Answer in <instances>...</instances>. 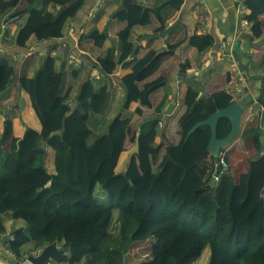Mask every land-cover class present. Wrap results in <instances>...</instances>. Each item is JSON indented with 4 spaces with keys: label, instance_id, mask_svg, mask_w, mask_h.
Masks as SVG:
<instances>
[{
    "label": "trees",
    "instance_id": "1",
    "mask_svg": "<svg viewBox=\"0 0 264 264\" xmlns=\"http://www.w3.org/2000/svg\"><path fill=\"white\" fill-rule=\"evenodd\" d=\"M17 2L20 6L14 9ZM182 2L155 0L154 7L166 18L179 10ZM37 3L0 0V22L20 20L14 36L4 42L12 49L26 50L31 37L37 42L62 38L66 22L77 16L84 0H42L41 7ZM242 3L248 11L244 19L250 38H260L264 0ZM129 16L128 7L114 13L126 23L117 33L121 51L130 47ZM188 45L199 54L214 45V38L194 35ZM165 57L150 50L119 79L124 92L119 114L104 124L97 119L106 110L109 82L95 90L90 77L86 78L72 103L71 91L65 90L66 73L56 70L49 53L31 78L16 79L14 66L0 58V95L16 80L43 126L42 133L25 127L12 151L3 149L11 142V118L4 120L0 135V215L24 223L12 232V240H4L15 264L52 243L64 250L69 264H126L133 244L153 238L150 259L132 264H181L184 249L194 258L207 249L205 264H264V132L257 125L243 127L238 137L243 142H256L260 155L248 160L246 172L238 176L229 168L221 170L215 187L209 188L215 171L214 159L206 152L210 127L200 126L189 137L187 132L235 100L223 90L199 97L203 85L194 83L184 94L183 112L176 122L179 139L167 145L156 163L163 146L156 138L167 94L152 104L151 96L166 87V79L151 78ZM116 66L109 50L94 62V68L105 78ZM178 66L179 77H185L191 68L188 61ZM260 81L255 101L264 109V78ZM132 103L150 115L138 123V153L123 172H117L131 123L122 113ZM97 126L102 127L99 132H95ZM229 131V120L220 119L217 138H224ZM47 150L54 154V174L45 165ZM98 187L108 206L97 201ZM0 233H5L1 218ZM28 245L31 247L25 250Z\"/></svg>",
    "mask_w": 264,
    "mask_h": 264
},
{
    "label": "crops",
    "instance_id": "2",
    "mask_svg": "<svg viewBox=\"0 0 264 264\" xmlns=\"http://www.w3.org/2000/svg\"><path fill=\"white\" fill-rule=\"evenodd\" d=\"M37 1V6L41 7L42 0ZM154 1L84 0V5L77 16L66 22L62 38L37 42L31 37L27 42V49L23 51L12 49L4 43L14 36L19 18H13L8 22L2 20L0 22V58L14 66L16 79L31 78L49 53L55 61L56 70L63 69L66 73L65 90L71 91L72 103L81 82L86 78L90 77L95 90L109 82L110 92L106 110L102 118L97 119L103 122L104 119H111L119 113L124 96L119 79L131 71V66L138 59L153 50L158 54L166 55L160 68L151 78L166 79V87L151 96L152 104H156L167 94L159 129V133L163 129V135H158L161 140H164L167 134L165 123L173 120L177 122L182 114L184 94L194 83L203 85L201 96L222 90L230 93L233 98L238 96L236 101L243 106V112L247 107L249 115L252 111L260 115L257 126H261L264 132V109L260 108L255 101L262 84L260 77L264 78V65L261 64L264 54V15L260 17L263 34L260 38L252 40L249 26L242 24L238 12V6L243 0H183L180 9L170 13L166 18L157 13ZM19 4L20 2H17L14 9L19 8ZM126 7H128L132 30L128 38L130 47L121 51L117 33L126 26V23L116 19L114 13ZM247 14L248 11L245 15ZM194 35H211L214 38V45L198 54L188 45V39ZM107 50L112 52L113 60L117 65L109 78L101 76L94 68L97 57ZM185 61L191 64V68L185 77H179L178 65ZM74 73L77 74L76 77L73 76ZM5 93L4 96L0 95V135L3 131V122L8 117V106L7 110L2 108L11 101L16 102V111L22 108L18 116L28 123L26 126L42 133L43 126L31 100L26 93L19 90L16 80ZM131 107L134 109L139 105L132 103ZM15 121L16 118H12V138L10 145L4 147V150L12 151L17 140L23 136L25 128L18 126ZM108 121L110 120L105 123ZM131 132L130 126L129 135ZM52 153V150H47L45 161L50 174H54L49 170L53 165ZM247 166L248 161L244 171L238 174L246 172ZM0 218L6 235L0 238V264H9V259L14 261L15 257L13 259V255L8 252V244L4 240L15 229L22 228L24 223L9 219L7 214H1ZM30 247V245L26 246L25 250ZM39 252H33L24 257L36 256Z\"/></svg>",
    "mask_w": 264,
    "mask_h": 264
},
{
    "label": "rangeland",
    "instance_id": "3",
    "mask_svg": "<svg viewBox=\"0 0 264 264\" xmlns=\"http://www.w3.org/2000/svg\"><path fill=\"white\" fill-rule=\"evenodd\" d=\"M5 92L6 91H4L1 95L4 96L6 94ZM237 98L239 97L235 96L234 100L236 101ZM7 106H8V111H7L8 118H11V120L12 118H16L15 122H17L18 126L24 127V128L27 127L26 125L28 123L26 121L24 122L23 118L18 116V113H21L22 108L16 111V108H15L16 102L11 101L9 104L4 106L2 110H7ZM131 109L132 107L130 106L129 111L122 113L123 116L124 115L128 116L131 119L130 126L132 129V132L128 136V140L126 144V151L122 153L120 156L119 163L116 168L117 172H123L126 169L128 161H129V157H130V152L134 148V139H135L136 133L138 132V123L143 117L149 116L148 114H150L148 111L142 110L139 107H136L132 110ZM247 109L248 108L246 107V111L243 112L242 114V123H241L240 132L246 124H250L251 126H256L259 123L260 115L256 113V111H252L251 115H249V112ZM4 117L6 118V116ZM111 119L110 118L104 119V121L111 120ZM175 122L176 121L173 120V121H168L167 123H165L167 124L166 125L167 134L166 136H164L165 137L164 140H161L160 136L156 138L157 144L163 143V146L161 147L159 155L157 157L156 163H158L161 160L167 145L172 144V142L175 144L179 139L177 135V130H176L177 125L175 124ZM102 123L104 124V122ZM101 126H97L98 128L95 129V132H99L102 128ZM223 151L225 153V162H226L227 168L232 170L235 176H238V173L244 171V168L246 167V162L248 160L253 159L260 155L258 153V147H257L256 142H243L238 136L229 145L224 147ZM51 157L52 159L54 158L53 153L51 154ZM226 158H227V161H226ZM207 160L210 161L209 156L207 157ZM49 170L54 172L53 165H51ZM95 196H96L97 201L101 203L102 205L104 206L109 205L106 196L104 195L103 191L99 187L96 190ZM154 242H155V239L153 238L144 243L133 244L130 247V250L127 254L126 264L148 261L151 257V246L153 245ZM185 253H187V250L184 249V256L181 260V264H188V263L189 264H205L206 259L208 260V257H209L207 249L198 258L187 256ZM205 254H207L206 258H205ZM52 262H55V261L51 260L49 264H54ZM9 264H14V261L9 259Z\"/></svg>",
    "mask_w": 264,
    "mask_h": 264
},
{
    "label": "water",
    "instance_id": "4",
    "mask_svg": "<svg viewBox=\"0 0 264 264\" xmlns=\"http://www.w3.org/2000/svg\"><path fill=\"white\" fill-rule=\"evenodd\" d=\"M201 93H199V97ZM243 106L238 101H233L229 106L224 109H219L211 114L207 119L196 123L188 132L187 137H189L197 128L200 126L207 125L210 127V139L206 148V152L209 153L215 163V171L213 176L210 178L207 186L213 189L216 185V176L220 173V167L218 165L219 155L221 149L229 145L240 133L241 128V117L243 113ZM220 119H227L230 122V131L222 139L217 138V125ZM160 134L163 135V129H161ZM139 133L136 134L134 139V148L130 152L129 161L134 154L139 151ZM45 146V141H41V147ZM128 161V162H129ZM49 260H53L57 263H68L67 254L64 250L57 245V243H52L45 246L40 250L39 254L34 256H28L27 261L30 264H46Z\"/></svg>",
    "mask_w": 264,
    "mask_h": 264
},
{
    "label": "built area",
    "instance_id": "5",
    "mask_svg": "<svg viewBox=\"0 0 264 264\" xmlns=\"http://www.w3.org/2000/svg\"><path fill=\"white\" fill-rule=\"evenodd\" d=\"M238 12L240 13L242 24L248 26L246 20L244 19L245 13L247 12V9L244 7L242 2L238 6ZM10 21H12V19ZM218 165L220 167V171L227 169V165H226V162H225V153H224V151L221 152L220 155H219ZM215 178H216V181H217L219 177L216 176ZM262 197H263V204H264V191L262 193ZM4 236H6L5 233H0V238H2ZM7 239L8 240H12L13 239L12 233L10 235H7ZM5 243L7 244V241H5ZM12 257L14 259V256H12ZM20 264H29V262L27 261V257H24L23 259H21ZM47 264H49V263H47Z\"/></svg>",
    "mask_w": 264,
    "mask_h": 264
},
{
    "label": "bare ground",
    "instance_id": "6",
    "mask_svg": "<svg viewBox=\"0 0 264 264\" xmlns=\"http://www.w3.org/2000/svg\"><path fill=\"white\" fill-rule=\"evenodd\" d=\"M65 254H66V253H65ZM50 261H51V260H49L47 263H49ZM47 263H46V264H47ZM29 264H30V263H29Z\"/></svg>",
    "mask_w": 264,
    "mask_h": 264
}]
</instances>
